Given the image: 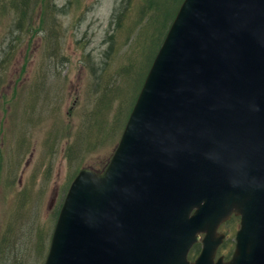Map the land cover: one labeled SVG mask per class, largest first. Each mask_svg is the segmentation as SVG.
Wrapping results in <instances>:
<instances>
[{
    "label": "water",
    "instance_id": "1",
    "mask_svg": "<svg viewBox=\"0 0 264 264\" xmlns=\"http://www.w3.org/2000/svg\"><path fill=\"white\" fill-rule=\"evenodd\" d=\"M42 264H264V0L182 2L107 165L71 179Z\"/></svg>",
    "mask_w": 264,
    "mask_h": 264
},
{
    "label": "rangeland",
    "instance_id": "2",
    "mask_svg": "<svg viewBox=\"0 0 264 264\" xmlns=\"http://www.w3.org/2000/svg\"><path fill=\"white\" fill-rule=\"evenodd\" d=\"M29 4L22 27L7 3L0 12V264H42L71 179L108 162L174 0ZM238 225L222 224L219 253Z\"/></svg>",
    "mask_w": 264,
    "mask_h": 264
},
{
    "label": "trees",
    "instance_id": "3",
    "mask_svg": "<svg viewBox=\"0 0 264 264\" xmlns=\"http://www.w3.org/2000/svg\"><path fill=\"white\" fill-rule=\"evenodd\" d=\"M5 1H8V2H5ZM30 1L31 0H0V12L3 10L6 11V3H7L9 6L8 8H9L10 12H16L18 14V16L16 17V20H19V22H16L17 27H22L24 25V23L26 22L27 18L29 17V7H30L29 3H30ZM46 1L47 0H43V3ZM182 1L183 0H174V4H173L172 9L170 8V11L165 13L164 17L162 18V21L164 23L170 22V24L168 25V27L166 28L165 31H162V34L160 37L157 36V42L155 43L153 49H150V51L148 53V61H147L148 66L151 63L152 58H153L157 48L159 49V47L161 46V44L165 38V35H166V33H167L171 23H172V20L176 16L178 8L180 7ZM153 4L154 3L150 4V7H152ZM171 11H172V13H171ZM160 18H161V14L156 7V9L149 16V20L158 21ZM140 80H142V79H140ZM124 116L125 115L123 114L122 118H124ZM117 119L118 118H116L114 120V123L112 125V129H109L110 131L116 132V133H117L118 127H119V124L117 126V123H116ZM120 124H122V122ZM105 166H106V164L104 165L103 169L105 168ZM97 171H101V170H97ZM197 251H198V249L194 246L192 248V250L190 251V256L192 257Z\"/></svg>",
    "mask_w": 264,
    "mask_h": 264
},
{
    "label": "flooded vegetation",
    "instance_id": "4",
    "mask_svg": "<svg viewBox=\"0 0 264 264\" xmlns=\"http://www.w3.org/2000/svg\"><path fill=\"white\" fill-rule=\"evenodd\" d=\"M232 216H238L239 217V215H232ZM227 220V219H226ZM225 220V221H226ZM225 221H223V222H221V224L219 225V227H218V231H220V232H223L224 233V238H223V241L219 244V246H218V248H217V252H216V256L217 255H219V254H222V253H219L218 251H219V249L222 247V245L225 243V241H226V239H227V232H226V229H220V227L222 226V224L225 222ZM236 231V230H235ZM234 235H235V233H234ZM197 242H199L200 243V241H197ZM197 242H195V243H197ZM194 243V244H195ZM234 243H235V240H234ZM193 244V245H194ZM201 244V243H200ZM192 245V246H193ZM201 247V246H200ZM200 247H199V249H198V251L200 250ZM192 248V247H191ZM198 251L191 257L190 256V252H189V256L193 259L195 256H196V254L198 253ZM232 253V252H231ZM230 255L231 254H229V256H226V254H223V259H228L229 257H230Z\"/></svg>",
    "mask_w": 264,
    "mask_h": 264
},
{
    "label": "bare ground",
    "instance_id": "5",
    "mask_svg": "<svg viewBox=\"0 0 264 264\" xmlns=\"http://www.w3.org/2000/svg\"><path fill=\"white\" fill-rule=\"evenodd\" d=\"M101 168H102V166H101Z\"/></svg>",
    "mask_w": 264,
    "mask_h": 264
}]
</instances>
